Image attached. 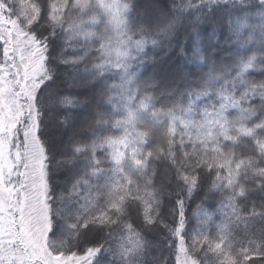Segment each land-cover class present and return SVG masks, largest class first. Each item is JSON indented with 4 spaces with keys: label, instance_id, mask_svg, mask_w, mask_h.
<instances>
[{
    "label": "trees",
    "instance_id": "trees-1",
    "mask_svg": "<svg viewBox=\"0 0 264 264\" xmlns=\"http://www.w3.org/2000/svg\"><path fill=\"white\" fill-rule=\"evenodd\" d=\"M153 1L155 17L145 0H64L53 20V0H0V88L17 80L1 19L48 50L51 79L35 102L54 209L48 248H100L94 264H177L181 240L196 264H246L264 254V99L253 88L264 82V9ZM197 16L220 24L194 37ZM170 63L184 79L168 89L155 72Z\"/></svg>",
    "mask_w": 264,
    "mask_h": 264
},
{
    "label": "snow or ice",
    "instance_id": "snow-or-ice-1",
    "mask_svg": "<svg viewBox=\"0 0 264 264\" xmlns=\"http://www.w3.org/2000/svg\"><path fill=\"white\" fill-rule=\"evenodd\" d=\"M236 3H244L245 0H234ZM257 4L261 9H264V0H256ZM72 0H67V4H71ZM201 4L209 6L228 4L229 0H200ZM196 7L192 3V0H189L188 6L181 7L180 12L190 10L191 8ZM62 10H67V5L64 3V0H53L52 5L48 9V16L55 20L62 14ZM260 18L264 21V13H261ZM179 19V15L174 17L171 21L168 22L169 30H172L174 24ZM39 17L35 21L37 23ZM211 23L213 27H218L220 22L216 19L205 20L201 16L195 17L193 21V26L191 29V35L196 36L197 30L202 24ZM29 35H32L34 39L36 37L35 32L33 31V25L29 27ZM2 49V45H0ZM198 53V49L196 50ZM40 55L42 56L41 66L39 73L35 76V85L33 88L21 89L18 86H10L6 91L3 101L4 106L0 107V113L4 114L5 119L11 125V131L8 135L11 136L9 141V150L13 148L16 149V152L20 155L21 162L15 165L14 171L16 168H22L23 170L17 172L16 180L19 184H13L14 192H23L29 187V182L36 183L40 178V173L37 172L35 165L32 163L34 158H39L36 153V143L39 142V152L42 153L43 161L48 160V154L44 144L42 143L39 136V113L36 107V98L37 95L42 91L45 83L51 79L48 68V50L47 46L41 50ZM191 57V56H190ZM255 57H249L246 62L241 64V74L244 71H247L253 66V61ZM191 62V59H189ZM99 68V66H97ZM253 88H259L262 91L260 92L261 99H264V82L259 85H253ZM65 103H71V101H64ZM27 106V107H26ZM27 110L28 115H25ZM35 112V119H32V113ZM77 132H73V135H76ZM34 136V141L31 137ZM71 139V137H70ZM110 144L119 143V141H109ZM83 149L80 146L74 147L75 153L82 152ZM42 168V178L44 185L46 187L45 191V203L47 204V221L46 227L42 226L41 231V241L42 246L39 252L35 253V258L33 259V250L27 247L24 243V237L22 235L10 237L8 243L5 246V251H12L15 256L26 258L23 260V264H94V260L101 251L100 248L87 247L83 252H65V251H53L48 248V241L50 240V234L55 235L54 232V220H53V205L50 201L47 200V195L51 191L50 181H49V170L47 169L46 163L41 165ZM19 207L13 213L16 223L17 231L20 230L24 217L27 216V209L30 207V203L26 198H20ZM124 208L123 204L113 205L110 208V211L113 213L120 212ZM61 217V212L56 211V218ZM60 220V219H59ZM150 222V221H149ZM88 223L82 225L83 228L88 227ZM76 227V225H72ZM46 233V235H45ZM253 259H264V254L257 252L255 255L249 257L246 261V264H251Z\"/></svg>",
    "mask_w": 264,
    "mask_h": 264
},
{
    "label": "rangeland",
    "instance_id": "rangeland-1",
    "mask_svg": "<svg viewBox=\"0 0 264 264\" xmlns=\"http://www.w3.org/2000/svg\"><path fill=\"white\" fill-rule=\"evenodd\" d=\"M153 4H155L153 0L152 2L145 0V5L148 7L145 13L155 17L158 15V9ZM1 27L2 31H4L8 53H10L16 64V86L25 90L33 88L35 76L40 71L42 61L38 44L30 36L22 32L13 22L1 19ZM180 69L174 63L163 65L161 70L163 75V79H161L163 82L162 87L174 88L180 80H183L184 75ZM10 86H13L10 81L3 82L1 85L0 107L4 106L3 97ZM48 106L54 107V102L48 103ZM31 118L35 119V112L32 113ZM10 131L11 125L5 119L4 114L0 113V264H23L25 258L17 257L9 251L6 252L5 246L10 237L22 235L25 245L33 250V259L35 258V253L41 249L42 226L46 227L47 221L46 187L43 182L41 168L44 161L42 153L39 152V142H35L36 155L39 158H34L32 163L35 165L37 172L41 174L40 178L36 183H31L30 181L29 187L25 191L14 192L13 184L15 183L17 188L19 187L15 179L16 174L23 169L16 168L14 171L15 165L20 163L21 160L16 150H9V138L11 136L8 134ZM55 131V139L59 140L60 130L56 129ZM31 139L34 141V136ZM20 198L28 199L30 207L26 210V218L24 213H22L23 223L20 230L17 231L16 223L18 221H15L13 213L19 207L18 201ZM177 264H196L187 254L181 240L178 243Z\"/></svg>",
    "mask_w": 264,
    "mask_h": 264
},
{
    "label": "bare ground",
    "instance_id": "bare-ground-1",
    "mask_svg": "<svg viewBox=\"0 0 264 264\" xmlns=\"http://www.w3.org/2000/svg\"><path fill=\"white\" fill-rule=\"evenodd\" d=\"M155 76L160 77L161 79H163L162 73L158 76L157 72H155Z\"/></svg>",
    "mask_w": 264,
    "mask_h": 264
}]
</instances>
